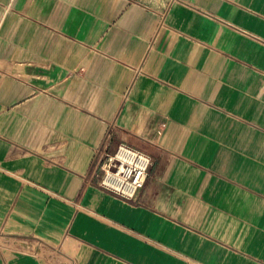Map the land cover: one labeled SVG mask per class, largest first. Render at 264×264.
I'll return each instance as SVG.
<instances>
[{
    "label": "crops",
    "instance_id": "1",
    "mask_svg": "<svg viewBox=\"0 0 264 264\" xmlns=\"http://www.w3.org/2000/svg\"><path fill=\"white\" fill-rule=\"evenodd\" d=\"M145 154L137 203L95 154ZM0 264H264V0H0Z\"/></svg>",
    "mask_w": 264,
    "mask_h": 264
},
{
    "label": "built area",
    "instance_id": "2",
    "mask_svg": "<svg viewBox=\"0 0 264 264\" xmlns=\"http://www.w3.org/2000/svg\"><path fill=\"white\" fill-rule=\"evenodd\" d=\"M149 158L136 150L119 146L112 155L95 154L94 170L100 173L97 185L120 200L137 203L148 175Z\"/></svg>",
    "mask_w": 264,
    "mask_h": 264
},
{
    "label": "rangeland",
    "instance_id": "3",
    "mask_svg": "<svg viewBox=\"0 0 264 264\" xmlns=\"http://www.w3.org/2000/svg\"><path fill=\"white\" fill-rule=\"evenodd\" d=\"M0 244H2V245H3V243H2V242H0Z\"/></svg>",
    "mask_w": 264,
    "mask_h": 264
}]
</instances>
